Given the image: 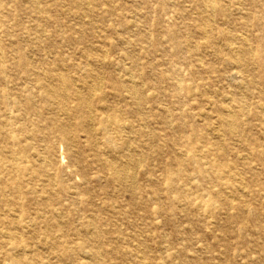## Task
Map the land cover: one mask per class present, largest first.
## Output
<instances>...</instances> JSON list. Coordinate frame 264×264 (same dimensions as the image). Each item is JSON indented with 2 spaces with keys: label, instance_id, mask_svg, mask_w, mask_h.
Listing matches in <instances>:
<instances>
[{
  "label": "rangeland",
  "instance_id": "374dc122",
  "mask_svg": "<svg viewBox=\"0 0 264 264\" xmlns=\"http://www.w3.org/2000/svg\"><path fill=\"white\" fill-rule=\"evenodd\" d=\"M35 72L82 94L101 88L119 118L151 133L140 149L131 143L140 152L116 154L123 141L97 127L103 159L131 156L127 181L136 182L135 193L71 177L73 159L65 146L56 149L66 178L78 194L87 192L86 203L71 208L100 215L112 231L105 243L114 238V252L103 251L102 264H264V0H0V112L23 141L33 122L47 126L33 116L44 103ZM33 153L17 156L27 175L36 169ZM34 200L26 199L31 209L40 204ZM102 202L114 204V217ZM7 235L0 242L8 246L31 244L15 253L22 260L34 251L39 264H57L46 242L60 236ZM74 247L65 249L74 263L96 264ZM0 264L13 262L0 253Z\"/></svg>",
  "mask_w": 264,
  "mask_h": 264
},
{
  "label": "bare ground",
  "instance_id": "6f19581e",
  "mask_svg": "<svg viewBox=\"0 0 264 264\" xmlns=\"http://www.w3.org/2000/svg\"><path fill=\"white\" fill-rule=\"evenodd\" d=\"M206 9H210V6L207 5ZM83 16L89 18L90 13L85 10ZM226 44L229 46V41ZM224 50H228L226 54L229 60L233 59L238 62L236 52L231 49ZM26 63L28 62L25 58L21 59V66L27 68L28 71L30 65ZM31 72L34 71L31 70ZM31 76L35 77L34 83L40 91L38 97L44 100L42 106L35 105L33 116L36 119L44 117L47 126L41 129L37 122L32 121V136L23 141L18 138L16 130H13L12 126L16 124H11L7 119L4 120L5 114L0 112V237H9L7 234L10 233L11 239L13 237L17 239L16 235H21L23 232L31 235L47 232L50 239L54 235L64 239L63 242L57 240L46 242V245L57 251V264H65V261L69 259L72 264H76L73 262L76 258L69 257L65 252V249H72L74 245L76 246L74 248L81 250L85 255H91V260L96 264H102V252L105 251L111 255L114 252V238L110 237L109 242L105 243V237L112 234V231H105L103 225L99 223L100 215L91 212L85 214L81 210L71 208V206L79 207L78 205L85 204L83 196L87 195V192L83 196L78 194L75 179L66 178L64 157L58 156L56 149L59 145L65 146L68 155L73 159L71 177L79 175L86 184L105 180L107 186L114 188L115 185L118 189L135 193L138 188L136 182L129 184L127 181L130 172L129 162L132 161L131 156H122L116 160L113 155L103 159L102 151L98 146L97 127L99 126L105 134L114 133V138L123 141V143L114 146L116 154L140 152V150L137 152L136 148L140 149L151 133L136 128L135 122L130 119L119 118L114 106L108 105L106 102V93L102 92L101 88L90 87L88 93L82 94L78 89H72L68 85L55 86L47 76L40 73L35 72ZM64 82L66 83V81ZM179 89L181 91L180 87ZM95 92H100L101 95L93 102ZM30 95L27 100L31 99L32 102ZM3 98V103L8 106L11 103L10 96L3 95ZM71 101L79 103V107L77 105L71 107L69 105ZM137 115L141 117L140 120H143V125L146 127V121L142 118L143 113L137 112ZM258 115L264 125L262 115L260 116L259 113ZM27 116L32 118V113L27 111ZM19 118L22 120V116ZM224 120L230 127L236 124L233 116H225ZM24 125L18 127L19 133H24ZM39 132L43 134L41 139L37 137ZM111 139L110 137L106 138L107 142H110ZM137 140L139 141L138 146L133 148L131 143H137ZM82 144L88 146L91 152L90 157L86 156L87 153L85 155L86 151L83 150ZM11 145L17 150L12 149ZM29 147L36 151L31 157L36 169L27 175V169L18 165L17 156L20 153L24 154ZM187 152L191 153L192 148H188ZM131 179L135 178L131 177ZM169 189L173 190L172 187ZM70 190L75 191L71 192ZM88 192L91 193V191ZM28 197L35 198L40 204L34 209L29 208L26 204ZM106 200L113 201L108 197ZM101 207L105 211H110L114 217V204L108 207L107 202H102ZM111 208L112 210H109ZM27 215H30L31 218L26 217ZM64 215L68 218L70 216V218L65 219L62 223L58 222L59 218H64ZM38 220L41 222L39 223ZM27 246L33 249L27 242L11 246L0 242V253L5 260H11L13 264H39L38 258L33 254L34 251H30L31 253L27 254L25 260H22L19 254H15L28 248ZM61 250L64 253H60ZM48 264L53 263L49 262Z\"/></svg>",
  "mask_w": 264,
  "mask_h": 264
}]
</instances>
